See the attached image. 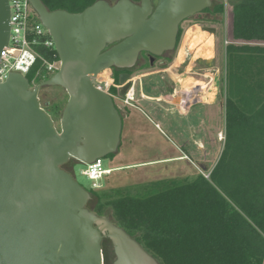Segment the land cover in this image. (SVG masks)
<instances>
[{
    "label": "water",
    "instance_id": "95a60500",
    "mask_svg": "<svg viewBox=\"0 0 264 264\" xmlns=\"http://www.w3.org/2000/svg\"><path fill=\"white\" fill-rule=\"evenodd\" d=\"M151 1L97 0L72 14L28 0L59 68L34 87L11 71L0 81V264H104L108 240L111 264H159L107 215L88 210L90 194L62 168L118 151L121 117L97 76L111 67L131 68L142 52L174 50L181 23L212 7V0H157L155 8ZM9 23L8 0H0V56ZM127 79L119 77L121 95ZM50 87L67 94L58 129L38 96Z\"/></svg>",
    "mask_w": 264,
    "mask_h": 264
},
{
    "label": "trees",
    "instance_id": "16d2710c",
    "mask_svg": "<svg viewBox=\"0 0 264 264\" xmlns=\"http://www.w3.org/2000/svg\"><path fill=\"white\" fill-rule=\"evenodd\" d=\"M41 1L49 11L76 14L97 0ZM107 1L113 4L117 0ZM130 1L138 4L140 0ZM226 3L231 8L232 40L245 44L225 47L221 87L225 142L218 162L207 178L198 174L191 182H167L157 193L141 198L124 196L104 204L98 199L95 209L100 216L104 208H110L115 224L159 264L262 263L264 46L250 43H264V0ZM203 13L222 16L224 0H212V7ZM37 22L32 13L30 27ZM181 34L179 30L177 47ZM33 38L37 40L33 49L42 60L58 61L55 49L43 45V41L50 40L47 33L29 36ZM42 60L37 59L25 75L30 87L51 77ZM88 193L96 196L93 191Z\"/></svg>",
    "mask_w": 264,
    "mask_h": 264
},
{
    "label": "rangeland",
    "instance_id": "374dc122",
    "mask_svg": "<svg viewBox=\"0 0 264 264\" xmlns=\"http://www.w3.org/2000/svg\"><path fill=\"white\" fill-rule=\"evenodd\" d=\"M192 25H198L201 32L209 35L212 41L202 39L203 42L200 44L196 41L197 38H192V48L189 50L192 54L190 53L181 65V58L179 61L176 59L183 46L186 32ZM205 28H214L215 34L211 36L204 32ZM180 30L182 34L178 47L171 55L172 61L166 69L162 68L160 82L156 79L157 82L151 80L145 83V93L151 96L157 95L158 90L156 87L153 90V87L158 82L159 85L161 84V90L174 88L173 80L178 75L184 80L193 79L204 85L207 94H203L201 100L203 103L210 102L209 109L206 112L204 107L197 105L187 117H182L173 106L164 102L142 100L138 81L135 84V99L138 101L139 110L125 107L121 101L114 100V104L123 108L126 117L122 118L123 126L117 153L113 158L102 159V167L111 169V173L101 180L92 182L81 174L86 169L85 165H75L72 172L80 186L87 192H95L96 196H91L86 205L88 210L95 212L98 199L99 203L104 204L124 196L141 198L157 193L167 182H191L198 174L207 177L218 162L225 142L224 94L221 91V87L224 86L225 47L232 43L237 45L245 43L235 42L231 38V8L226 0H224L222 16L211 17L203 13L195 15L182 22ZM197 45L199 47L196 52H192ZM250 45L264 46V43L253 42ZM193 54L212 55L207 59L195 58L197 61H194ZM159 69L156 66L133 77H140ZM106 74L107 71L100 74L102 80L107 79ZM141 82L144 86V79ZM187 87H191L188 81L184 88ZM38 96L56 127L59 126L62 109L67 102L66 92L58 87L42 88ZM166 100L170 102L171 97H166ZM179 135H182L181 139ZM181 149L187 151L191 161L185 158L173 159L180 156ZM191 151L194 155L190 154ZM64 169L66 171L69 169V173L70 162L64 166ZM104 215L115 224L110 208L103 209L100 216ZM102 251L104 264H111L114 257L109 241L102 243Z\"/></svg>",
    "mask_w": 264,
    "mask_h": 264
},
{
    "label": "built area",
    "instance_id": "2783aa9c",
    "mask_svg": "<svg viewBox=\"0 0 264 264\" xmlns=\"http://www.w3.org/2000/svg\"><path fill=\"white\" fill-rule=\"evenodd\" d=\"M10 11V33L9 40L5 51L1 52L0 63V81L4 82L9 72L19 73L25 77L37 59L41 57L33 49V45L37 44L36 38L29 39L30 35L43 36L47 31L38 21L33 27L29 25V17L34 13L30 7L28 0H8ZM38 19V18H37ZM48 34V33H47ZM45 47H53L54 44L50 38L43 41ZM47 72L52 76L59 68V60L54 63H47L42 60ZM134 83L131 82L129 91L123 98L125 105L133 102ZM86 169L81 172L88 180L95 182L101 180L104 176L111 173V169L102 167V159H97L89 165H85ZM264 264V255L262 263Z\"/></svg>",
    "mask_w": 264,
    "mask_h": 264
},
{
    "label": "flooded vegetation",
    "instance_id": "af4514ba",
    "mask_svg": "<svg viewBox=\"0 0 264 264\" xmlns=\"http://www.w3.org/2000/svg\"><path fill=\"white\" fill-rule=\"evenodd\" d=\"M151 2H152L153 7L155 8V6L157 4V0H152ZM202 13L203 12H201L199 14H202ZM199 14H197V15H199ZM179 30H180V26H179ZM177 38H178V35H177ZM110 47L111 46H107L104 50H107ZM176 48H177V40H176V46H175L174 50L163 52L160 56H151V55H149L146 52L140 53L138 55V57H137V60H136L135 64L131 68H115V67H111L109 69L104 70V71H107V74L105 75L107 79H104L101 82L104 84L103 81H107V82H105V86H106L105 87L106 88L105 91L112 98L113 103H114V100H119V101L122 102L123 106L129 107V108H135V109L139 110L138 101L135 99V84H136L137 81L139 82V88H140L139 95H140L142 100L155 101V102L160 103L159 101H161V100H157V99H159V97H161V96H167V97L171 96V94L173 93V88H170V89L167 88L166 90H161L162 88H161V84L159 85V82L162 79V76L160 75V74H162V68L166 69V66L168 64H170V62L169 63L167 62V59L171 57L172 53L175 52ZM156 66H158L160 69L155 71V72H151L149 74H146V75H141L140 77H136V78L133 77L135 74L142 73L145 70L152 69V68H154ZM121 75H126L128 77V79H127L125 84H128L129 86H128L127 90L125 91L124 95H121V90H122L123 85H121L119 83V77ZM142 79H144V81H145L144 82V86L142 85V82H141ZM156 79H159V82L155 83V85L153 87V90H155V87L157 88V90H158V91L156 90L157 91V95L151 96V95L146 94L145 93V90H146L145 89V83H147V81H151V80H155V82H157ZM131 82L134 83L133 102L130 103V105H125L122 100H123L124 96L126 95V93L129 91V89L131 87ZM186 89H190L192 92L204 91V90H193L191 87L190 88L187 87ZM186 89H185V91L188 93L189 91L186 90ZM163 93H164V95H163ZM162 102H164L165 104L170 105L169 103L165 102V100H163ZM188 103H189V100H188ZM114 105L117 108L118 113H119V115L121 117V121H122V118L126 117V114L124 113L123 108H120L116 104H114ZM122 126H123V122H122ZM58 128L59 127L57 126V129ZM120 139H121V136H120ZM69 162H70V171H69V173L72 174L74 166L75 165H81V164H79L78 162H76L74 160H70ZM66 164H64L62 166L63 169H64V166ZM64 170L66 171V169H64ZM68 170L69 169H67V172H68ZM111 248H112V246H111ZM112 253H113V250H112ZM113 257H114V255H113Z\"/></svg>",
    "mask_w": 264,
    "mask_h": 264
},
{
    "label": "crops",
    "instance_id": "0c3cea01",
    "mask_svg": "<svg viewBox=\"0 0 264 264\" xmlns=\"http://www.w3.org/2000/svg\"><path fill=\"white\" fill-rule=\"evenodd\" d=\"M192 26H198V25H192ZM192 26H190V27H192ZM189 27V28H190ZM188 31V30H187ZM200 32H201V30H200ZM204 32H206L205 30H204ZM187 33V32H186ZM201 33H203V32H201ZM206 33H208V32H206ZM205 34V33H204ZM208 34H211V33H208ZM213 34H211V36H212ZM206 38L207 39H211V37L209 36V35H207L206 34ZM232 38V37H231ZM212 40V39H211ZM199 47V45H197V47H195V49H193L192 50V52H196V50H197V48ZM212 47V46H211ZM184 51H186L185 52V54H184V59L182 58L180 61H181V65H182V63L184 62V61H186V59L188 58V55L191 53V52H189V50L188 49H186V47L184 48ZM212 52H213V47H212ZM180 53L181 52H179V54H178V56H177V61H179V59H180ZM192 54V53H191ZM211 55L212 54H210V55H208V56H204V55H198V54H196V55H194L193 54V60L194 61H197L196 59H199V58H201V59H207V58H210L211 57ZM196 58V59H195ZM174 82V85H175V87L173 88V93L171 94V96H169V98L171 97V100H169L170 102H167V100H166V97L167 96H161V97H159V99H157V100H161V101H159V102H162L163 100H165V102H167V103H169L170 104V106H173L176 110H177V112H178V114L180 115V116H182V117H187L189 114H190V111L195 107V106H197V105H200V106H202V107H204V109L206 110V112H207V110L209 109L208 107H210V102H208V103H203V101L201 100L202 99V95L204 94V95H206L207 94V91H198V92H192L190 89H186V90H188L189 92H188V94H186V91H185V89H184V87H185V84L187 83V81L188 80H184L183 78H182V76H178L177 75V77H175V79L173 80ZM194 80L192 79V82H193ZM194 82H196V83H200V82H198V81H194ZM200 84H202V83H200ZM202 87H204V85L202 86ZM188 95V96H187ZM188 98V99H187ZM192 98V99H191ZM188 100H189V103H188ZM192 130H193V127L191 126L190 127ZM191 129H190V131H191ZM192 132V131H191ZM179 137H180V139L182 138V135H179ZM203 137V136H202ZM195 143V142H194ZM181 154H180V156L179 157H177V158H173V159H183V158H185L187 161H191V159L189 158V156L187 155V151L184 149H181ZM190 154H192V155H194V153L191 151V153Z\"/></svg>",
    "mask_w": 264,
    "mask_h": 264
},
{
    "label": "bare ground",
    "instance_id": "6f19581e",
    "mask_svg": "<svg viewBox=\"0 0 264 264\" xmlns=\"http://www.w3.org/2000/svg\"><path fill=\"white\" fill-rule=\"evenodd\" d=\"M197 38L196 41H198L200 44H202L203 40H208L206 38V34L204 33H201L200 32V29L198 28V26H194V27H191L188 32H187V35L183 41V46L180 50V58L182 59L184 57V48L186 47V49L190 50L192 48V38ZM203 39V40H202ZM210 41H212L211 39H209ZM100 74L97 76V80L99 81H102L101 79V76L99 78ZM103 76V75H102ZM188 78V77H187ZM104 82V85H105V82L107 81H103ZM188 84L191 86V88L193 90H205V87H202L203 84H198L196 82H192L190 80H188ZM106 87V86H105Z\"/></svg>",
    "mask_w": 264,
    "mask_h": 264
}]
</instances>
